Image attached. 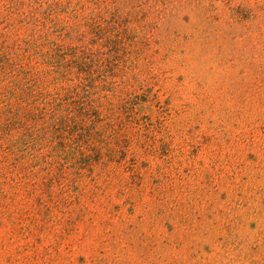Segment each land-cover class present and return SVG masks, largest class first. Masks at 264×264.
<instances>
[{"label": "rangeland", "instance_id": "rangeland-1", "mask_svg": "<svg viewBox=\"0 0 264 264\" xmlns=\"http://www.w3.org/2000/svg\"><path fill=\"white\" fill-rule=\"evenodd\" d=\"M50 17L105 67L53 170L0 97V264H264V0H0L12 79Z\"/></svg>", "mask_w": 264, "mask_h": 264}, {"label": "trees", "instance_id": "trees-1", "mask_svg": "<svg viewBox=\"0 0 264 264\" xmlns=\"http://www.w3.org/2000/svg\"><path fill=\"white\" fill-rule=\"evenodd\" d=\"M73 8L78 6L75 4ZM77 11L74 9V13ZM54 13L51 11L50 15ZM50 18L52 32L42 35L33 44H24L27 52H32L30 59L31 62L33 59L34 65L22 69L20 80L6 74L8 58L4 60V55L0 56V79L11 80L0 87V97L9 125L20 133L15 144L30 150L37 139L45 141L47 137L45 146L49 151L37 161L48 171L64 166L63 162L54 161L53 156L60 152L59 148L65 147L66 142H76L81 130L79 124L83 126L93 118V82L100 69L105 67V61L86 47L65 44L61 39L64 38L61 35L63 29L58 28L55 19ZM46 85L51 91L44 89ZM62 178L56 173L51 182Z\"/></svg>", "mask_w": 264, "mask_h": 264}]
</instances>
